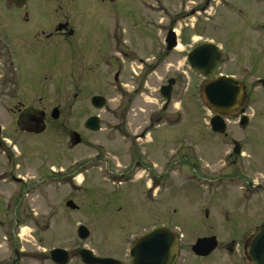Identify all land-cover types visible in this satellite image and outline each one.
I'll return each instance as SVG.
<instances>
[{"label":"rangeland","instance_id":"374dc122","mask_svg":"<svg viewBox=\"0 0 264 264\" xmlns=\"http://www.w3.org/2000/svg\"><path fill=\"white\" fill-rule=\"evenodd\" d=\"M141 1L28 2L32 22L29 24L37 26V31L46 22L57 18L51 5L56 9L60 6L59 16H67L78 31L85 25L92 28L89 36L93 31L99 33L109 26L108 11L104 14L102 10L115 8L123 12L128 18L126 20L138 16L141 21L137 23V33L132 39L128 38L129 22L124 24L125 41L120 48L124 51L129 48L136 54L131 61L116 56L124 63L120 86L124 89L122 96L104 85V73L94 64L92 70L99 71L80 69L72 74L63 62H57L60 65L53 68L50 65L52 58L69 52L67 43L51 42L35 55L36 67L33 68H37L38 79L32 83L37 82L39 86L35 85L37 89L33 92L25 89L23 101L38 102V106L45 109L54 105L59 108L60 116L44 131L39 126V132L30 130L25 131L26 135L16 136L19 131L14 130V116L10 121L9 116L4 114L8 131L6 137L14 147L10 153L14 161L8 162L7 155L2 154L0 172L11 171L14 176H22L23 181L7 183L1 179L0 195L15 196L19 186L25 185L20 203H12L11 210L14 213L24 208L28 218L23 219L20 227L28 238V244H40L47 251L61 247L72 252L81 245L96 256L112 257L120 260L121 264H130L127 252L136 237L155 225L166 224L180 234L179 257L175 264H249L244 247L264 216V91L254 88L247 93L246 116L250 121L247 127L240 128L234 124L236 117L232 115L226 119L229 135L225 141L219 142L217 137L210 136L203 124V116L210 112L203 105L200 88L195 86L201 78L187 68L184 53L195 41L217 38L222 47V57L233 59L228 48L227 28L213 33V28L209 27L211 33L202 34L205 25L192 20L186 28L191 38L181 40L178 47L166 55L161 37L166 32L170 17L183 7L178 5L179 0H150L154 7L151 15L156 21L153 28L142 23L144 15L148 14L145 3ZM192 5L187 3L185 9ZM88 8L96 11L89 14L75 12ZM7 21L6 16L0 15V38H5L4 30L11 40ZM12 21H15L14 28L17 27L13 28L14 32L21 39L23 25L18 23L17 18ZM183 23H178L177 31L181 30ZM194 23L199 26V32L196 29L192 32L191 24ZM80 34H84V46L86 43L93 51L101 50L99 41L91 42L86 32ZM17 42L19 40L14 45ZM21 42V52L16 51L18 66L21 58L29 56L25 45L27 41ZM112 50L118 52L114 47ZM151 54L157 64L155 70L148 73ZM91 63L93 61L89 60L88 64ZM171 77L175 79V84L171 100L164 106L165 99L159 89ZM96 93L105 95L109 100L97 111L101 120L100 130L88 133L82 119L91 112L86 106L88 97ZM13 95L10 102L0 91V111L15 103L17 96ZM122 131L134 134L132 137L146 131L145 138L135 141L141 157L157 177L162 176L161 181L164 176L172 175L168 184L157 187L156 215L142 207L138 194V187L143 185L140 175L144 177L146 172L123 171L128 153L122 143L124 140L119 136ZM10 132H13L12 136ZM72 133L83 139L77 144L80 140L74 138V147L70 146L72 141L69 142ZM232 138L240 144L242 154L232 153ZM254 152L256 160L262 161L260 172L249 164L247 155ZM181 157L187 161H181ZM102 159L107 160L110 169L106 168ZM192 163H196L194 170L190 166ZM185 164L189 166L183 170ZM77 169L80 171L75 173ZM69 175L74 177L69 180ZM249 179L262 185L258 193L252 195V191L248 190L245 182ZM247 198H252L253 210H249L250 201ZM68 199L78 206L77 209L65 205ZM261 210L260 215H251ZM79 225L89 230L85 240L77 237ZM213 235L218 241L217 249L207 257L195 256L191 250L195 240ZM69 264H78V261L74 258Z\"/></svg>","mask_w":264,"mask_h":264},{"label":"flooded vegetation","instance_id":"af4514ba","mask_svg":"<svg viewBox=\"0 0 264 264\" xmlns=\"http://www.w3.org/2000/svg\"><path fill=\"white\" fill-rule=\"evenodd\" d=\"M29 1L31 0H27V2L22 7H16L8 1L7 3L0 1V15L6 16V18L9 19L6 24L9 26V30L12 36L10 40V38L6 35L5 31L3 30L5 38H0V91L1 94H4L10 102H12L13 100V94H16L17 96V99L13 105L6 108L4 107V109L0 111V156L2 154L7 155V160L10 163L14 161L13 159H11L10 154L11 150L14 147L6 137L8 131L4 123V114H7L9 116L10 121L14 116V130H16V132L19 131L18 133H15V135L23 136L25 134V131L28 132L32 130V132H34V130H36L37 132H39V126L42 129L41 131H44L49 124H54L56 121L52 117V112L54 108H57L59 111V108L54 105L45 109L44 107H39L38 102H36V104L35 102L24 103L23 101L25 99L23 96L25 95V89L31 92L37 89L35 86L38 85L37 82L34 84L32 83L35 79H38L37 68L35 70L33 66H35V55L37 56L40 53V49L45 46H48L51 42L57 44L67 43L69 46V52L61 55H55L50 63L52 67L54 66L53 68L60 65L57 62H63V65H66L69 73L71 72L72 74H74L77 73V71L80 69L97 72L99 70H92L94 69L95 65L96 68L98 67L100 71L104 73V77L102 78L104 79V85L110 87L113 93L115 90L122 96L124 94V89H122L120 86L122 84V79L124 75V63L121 61V59H128V61H131L132 57H134L136 54L134 51L131 52V49L129 48L128 51L121 50L120 48L121 43H124L125 41L123 32L126 30V28L124 24L126 21L129 22V27L127 28L128 38L132 39L137 33L136 27L137 23L140 20L138 16L126 20L128 18L123 15V12L115 8L111 10H102L104 14H106V12L108 11V14H106V16L110 17L111 22L109 23V26L107 25L105 28L102 29L101 32L98 33L96 31H93V34L89 36L88 33L92 28H89L87 25H85L81 27L82 30L78 31L73 26V21H71L69 18H66L67 16H59V9H61L60 6H56L59 8L56 9L54 8L55 6L51 5L50 7H52L51 9L56 14L57 18L53 20V22H46L37 31V26L29 24V22L32 23L30 21V15L28 12L29 7L27 5ZM48 1L52 2L54 0ZM245 1L246 2L243 3V0H179L178 5L183 8L181 9V11L174 13L173 17H170V21L167 25V31H172L174 33V38L176 42L186 39L189 40L191 38V35L186 31V28L190 24L189 22L192 20H194V22H200V24L205 25L202 34L211 33V31L208 30L209 27L213 28V33L215 31L224 30L225 27L227 28L228 48H230L231 50L230 53L233 55V59H224L222 57V53L220 52L219 60L215 65L216 70L210 75L203 77L200 73L194 70L193 72H195L196 75L201 78L199 83L195 84V86L199 87L201 90L206 82L218 77H231L234 80H237L239 84L243 86L242 96L238 103L232 109H227L222 113V117L224 118L225 122L226 119L228 120L229 117L234 115L236 117V120H234L233 123L237 124L240 128H243L240 125V121L242 116L246 115V98L249 89L253 90L254 88H258L259 90L264 91V88L261 83V80L264 78V0ZM187 3L193 5L185 9ZM95 11L96 10L89 8L86 10H75L76 13L83 14L94 13ZM146 11L148 16L144 15L145 17L142 23L145 26L153 27L154 17L151 15L152 11L148 9ZM148 11L151 13H149ZM195 15L197 16L196 18L194 17ZM14 18H17L18 23H21V25H23L21 39L20 36L14 32V29L17 28H14L15 21H12L14 20ZM179 22L184 23L183 27H181V30L177 31V25ZM210 24L212 25L210 26ZM197 28H199V26L196 27L195 23L191 24L192 32H194L195 29L196 32H199ZM137 29L140 31V28ZM85 32L86 35L89 36V40L91 42H100V51L97 52L89 49L86 43L84 46V39L82 38L84 34L80 33ZM164 38L165 37L163 34L161 37V44H163ZM13 40H19V42L14 45L15 41ZM21 40L27 41L25 45L27 51L29 52V56L25 59L21 58V63L18 66L16 60V51L21 52L22 50ZM199 43L214 44L217 45L220 50L222 49V47L219 46V41L217 38L200 39ZM110 45L111 48L109 50ZM194 46L195 45H191L190 48L186 51V59L190 50ZM112 47L118 50V52L113 51ZM207 49H210V52L212 50L211 48ZM117 55L121 59L116 57ZM166 55L168 54L166 53ZM150 57L153 59L150 62V65H148V73L154 71L157 64L152 54L150 55ZM26 59L27 63L25 62ZM89 60H92L93 63L88 64ZM139 61H141V58H139ZM92 64H94L93 67ZM187 66L192 71V69L188 65V62ZM132 71H134L133 67ZM125 85L126 84H124V87ZM93 95H100L105 97V95L97 93L91 94L90 97H88L86 101V106H88L91 112H89L85 117H83V126L84 122L90 117H98L101 124L100 115L97 113V111L102 108L97 109L95 108L94 104L91 103V97ZM105 99L106 104L109 98L105 97ZM203 102L205 107H207L208 105L206 104V102ZM207 116L208 114H205L203 116V124L205 125V129L208 130V134L210 136L217 137L219 142L225 141L229 135L228 132L223 134L213 132L209 125L212 113L211 115H209V117ZM249 122L250 121L247 118V123L245 125L246 127ZM85 129L88 133H95L88 130L87 128ZM226 129H228L227 123ZM146 133V131H143L142 133L136 134V137H132L134 134L132 135L129 133H125V131H122L119 134L121 139L124 140L122 141V143L125 146V151L128 153V162H126L122 167L124 168L123 171H128L132 173H136L141 169V171L146 172L143 179H139L141 180L143 185L141 187H138V194L140 197V201H142V207L147 208L148 213L156 215L157 213L155 212V207L157 194V176L153 173L151 167L146 164V161L141 157L140 149L135 143V141H137L138 139L145 138ZM9 134L12 136L13 132H10ZM73 134L74 133L71 134L69 140V142L72 141V144H70L71 147L76 146L73 141ZM114 139L115 138L109 139V141ZM82 140L83 139H81L80 137V141L77 144H79ZM234 142H236V140H233V138L230 139L231 144H234ZM236 148L239 150V154H242V150L240 148L239 143L236 145ZM247 156L250 159L249 164L255 166L257 168V171H262L260 170L261 168H263L261 167L262 161L256 160V152L252 154L248 153ZM96 158L97 160H100V158ZM180 160L187 161L184 157H181ZM102 162L106 166V168L110 169L109 163L106 159H102ZM195 164L196 163L190 164L193 170L196 166ZM188 166L189 164H185L183 170H186V167ZM78 171L80 170H75V173ZM182 171L180 172L182 173ZM122 175H124V173ZM69 176V180L74 177L72 175ZM8 178L10 180H8ZM1 179L4 180V182L7 181V183L8 181L11 182L12 180L14 182L23 181L22 176H14L11 171L5 170L2 171V173L0 172V180ZM60 179L61 178H59V180ZM146 179H148L147 182ZM161 183H168V177L165 176V180L161 181ZM245 183L250 193L252 191V195L258 193V190L262 187V185L258 181H253V179H249ZM24 186L25 185L23 184L22 186H19L20 190L15 196H11L8 194L5 196L0 195V264H45V262L54 264L50 260V250H45L41 247L40 244H28V238L25 237V232H23L22 228L20 227V224H22L23 219L28 218L26 216L27 214L24 211V208H22L20 212L15 211L14 213L11 210L12 203H20V198L22 196L21 191L24 189ZM251 199L252 198H247V200L250 201L249 210L254 209V206H252L253 203ZM152 210L154 212H152ZM261 212L262 210L255 211L254 213L252 212V214H250L252 216L257 214L260 215ZM263 219L264 216L261 218V222ZM158 225L168 227L166 224ZM81 248L82 246L80 245L79 247L75 248L74 251H68L69 262L71 261V259L75 258L78 261V264H84L79 254Z\"/></svg>","mask_w":264,"mask_h":264},{"label":"water","instance_id":"95a60500","mask_svg":"<svg viewBox=\"0 0 264 264\" xmlns=\"http://www.w3.org/2000/svg\"><path fill=\"white\" fill-rule=\"evenodd\" d=\"M17 5H21L24 0H12ZM172 35V33H171ZM167 49L170 50L174 43L168 41ZM219 58L216 47L210 52L206 45L202 44L192 49L189 54L191 65L199 69L203 74L209 75ZM209 61V63H208ZM211 68L204 69L203 66ZM174 79H169L168 84L161 87L160 94L167 100H170L172 85ZM264 86V79L262 80ZM243 86L233 79L220 77L206 83L203 88V94L206 102L210 107L217 111V114L211 119L212 130L223 133L225 124L221 117V113L227 109H232L240 100ZM92 103L100 108L104 104V98L99 96L92 97ZM53 118L58 117V110L55 108L52 112ZM247 123V118L243 116L240 125L243 127ZM85 126L96 131L100 124L97 117L89 118ZM76 141L79 140L77 134H74ZM237 145V143H236ZM234 152L238 153V149L234 148ZM66 205L75 208L76 205L72 200H68ZM78 237L82 240L89 236L88 229L80 225L77 229ZM217 241L215 236L198 238L191 246L192 252L196 256L205 257L215 250ZM178 239L171 230L164 227H157L149 230L139 236L133 246L129 250L131 264H174L178 258ZM81 257L86 264H120L113 258H96L87 249L81 250ZM247 257L251 264H264V221L256 228L254 235L251 237L246 249ZM51 260L56 264H66L67 252L63 249L56 248L50 252Z\"/></svg>","mask_w":264,"mask_h":264}]
</instances>
